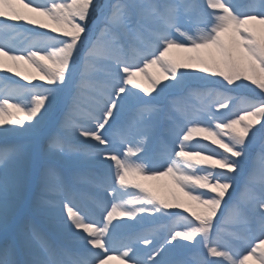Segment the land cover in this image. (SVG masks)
I'll return each instance as SVG.
<instances>
[{"label":"snow or ice","instance_id":"obj_1","mask_svg":"<svg viewBox=\"0 0 264 264\" xmlns=\"http://www.w3.org/2000/svg\"><path fill=\"white\" fill-rule=\"evenodd\" d=\"M0 73V264H264V0H0Z\"/></svg>","mask_w":264,"mask_h":264},{"label":"rangeland","instance_id":"obj_2","mask_svg":"<svg viewBox=\"0 0 264 264\" xmlns=\"http://www.w3.org/2000/svg\"><path fill=\"white\" fill-rule=\"evenodd\" d=\"M40 2H44V0H40ZM201 2H203V0H201ZM209 11L211 10L209 9ZM31 15H34V14H31ZM36 18L41 19L39 17H36ZM20 23H23V22H20ZM24 26L25 27H35V26L26 25V24ZM36 30L37 31H47L46 29H38V28H36ZM49 34L51 35V33ZM192 55H196V54L192 52H186L181 49H172L169 52V56L176 59L177 61H183L186 57L192 56ZM6 63L8 66L13 65L12 61L6 60ZM18 63H19L18 70L20 71L22 76L32 77L36 75L35 70L32 67H30L28 64L22 61ZM150 71L153 73H156V69H151ZM180 71L194 72L195 70L194 69H180ZM0 75H4V73H0ZM8 75H11V74H8ZM12 79L17 80L20 83H26L25 81L21 80L20 77L12 76ZM137 80L141 83H145V84L147 83L142 77H137ZM33 82L35 83L38 81H33ZM250 87H253V86H250ZM141 94L143 95V93ZM245 94L248 97H251L253 95L251 92H246ZM153 95H155V93H153ZM80 139H83V138H80ZM93 143L95 142L93 141ZM140 182L143 183L145 186L149 187L152 191H154L161 199H164L168 202H172L174 196L180 198L181 200H187V198L184 197L183 194L175 187L170 177L161 176L156 179H141ZM77 195L81 199V206L87 208L89 211H93V206L90 203V200L93 196L92 191L90 189L80 187L77 190ZM182 214L188 215L187 213H182ZM232 244L238 251H241V252H245L248 246L246 243H242L240 241H232ZM199 251L202 252L203 249H199ZM248 264H253V262L250 260Z\"/></svg>","mask_w":264,"mask_h":264},{"label":"bare ground","instance_id":"obj_3","mask_svg":"<svg viewBox=\"0 0 264 264\" xmlns=\"http://www.w3.org/2000/svg\"><path fill=\"white\" fill-rule=\"evenodd\" d=\"M111 264H119V261H112Z\"/></svg>","mask_w":264,"mask_h":264}]
</instances>
